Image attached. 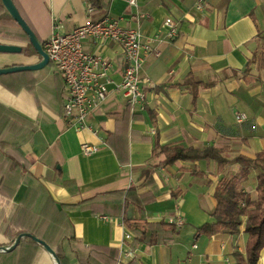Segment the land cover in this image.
I'll use <instances>...</instances> for the list:
<instances>
[{
	"label": "crops",
	"instance_id": "0c3cea01",
	"mask_svg": "<svg viewBox=\"0 0 264 264\" xmlns=\"http://www.w3.org/2000/svg\"><path fill=\"white\" fill-rule=\"evenodd\" d=\"M197 1L137 0L135 7L110 0L108 9L89 13L90 0H13L42 46L55 24L67 34L106 14L139 28L143 43L162 38L168 17L179 35L156 42L148 55L143 75L152 84L135 107L116 89L125 68L121 45L83 42L111 66L107 98L87 121L91 130L77 131L64 117V79L50 63L0 76V249H9L0 250V264H56L31 238L13 247L23 234L46 242L61 264H119L128 248L136 251L133 264H236V251L246 255L247 216L237 234L198 235L215 222L220 181L239 177L241 165H166L162 149L213 147L228 160L264 153V0H205L203 10ZM0 44L23 49L0 53V69L42 61L2 0ZM83 143L100 150L86 156ZM257 176L251 170L239 183L253 201ZM179 216L184 225L164 241H140L148 223Z\"/></svg>",
	"mask_w": 264,
	"mask_h": 264
},
{
	"label": "built area",
	"instance_id": "2783aa9c",
	"mask_svg": "<svg viewBox=\"0 0 264 264\" xmlns=\"http://www.w3.org/2000/svg\"><path fill=\"white\" fill-rule=\"evenodd\" d=\"M129 5L137 6V0H127ZM205 0H198L196 8L203 10ZM94 7L88 5V12ZM144 15L138 13V22ZM164 35L143 43L139 28L123 27L120 20L106 14L97 21L88 20L70 33L62 34L60 26L54 25L52 37L44 42L43 50L49 57V63L60 74L65 83V101L63 104L64 117L77 131L91 130L88 118L107 98L108 84L111 83V66L97 53L84 50L83 42L92 41L99 46L108 42L121 45L125 57L123 79L116 89L129 105H142L145 100V87L151 86L152 81L143 75V70L149 54L154 52L156 42L174 41L179 35L178 23L168 17L163 23ZM238 116V120H241ZM82 153L91 156L99 152L100 148L88 143L81 146ZM107 219V217H103ZM170 223L176 228L184 225L179 216ZM126 240L132 235L126 233ZM136 259V251L128 248L123 251L119 264H127Z\"/></svg>",
	"mask_w": 264,
	"mask_h": 264
},
{
	"label": "trees",
	"instance_id": "16d2710c",
	"mask_svg": "<svg viewBox=\"0 0 264 264\" xmlns=\"http://www.w3.org/2000/svg\"><path fill=\"white\" fill-rule=\"evenodd\" d=\"M96 10L108 9L110 0H90ZM33 31V30H32ZM34 32V31H33ZM26 35V34H25ZM27 36V35H26ZM30 53H36L34 47L29 44ZM208 86V85H207ZM165 155L164 164H174L182 161L214 160L219 164V170L232 163L241 165L239 177L223 178L215 192L217 206L213 213L214 223H206L198 229V235L214 236L221 233L237 234L242 222V217L247 216L246 231L250 238L246 247V255L239 251L234 253L236 264H257L261 250L264 248V153H259L256 159H248L242 156L228 160L221 149L209 147L206 149L185 148L182 146L165 147L162 149ZM251 170L258 172L257 176V200L243 192L239 183ZM200 174V173H196ZM176 226L169 222L148 223L146 228L140 231V241L153 245L164 241V233H175ZM60 262L62 257L58 255ZM128 264H133L130 262Z\"/></svg>",
	"mask_w": 264,
	"mask_h": 264
},
{
	"label": "water",
	"instance_id": "95a60500",
	"mask_svg": "<svg viewBox=\"0 0 264 264\" xmlns=\"http://www.w3.org/2000/svg\"><path fill=\"white\" fill-rule=\"evenodd\" d=\"M2 2L4 7L7 9L10 16L12 17V19L20 26V28L28 36L29 42L34 47L38 56L42 58V61L36 65H26V66L13 65L10 67L0 69V76L17 73V72H23V71H34L46 67L49 64V57L47 53L43 50L42 44L39 42L35 33L32 31L28 23L20 14L13 0H2ZM22 50L23 49L20 46L0 44V53H21ZM24 237L31 238L36 243L40 244L48 253H50L53 256L56 264H61L57 253L46 242L38 239L37 237L31 234H23L20 237H18L13 247L17 246L20 243L21 239ZM0 250L7 251L9 249L1 248Z\"/></svg>",
	"mask_w": 264,
	"mask_h": 264
}]
</instances>
